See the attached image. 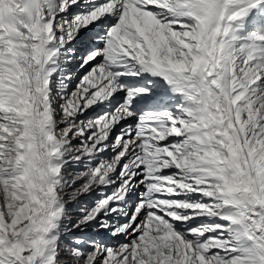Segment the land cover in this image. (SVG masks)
Instances as JSON below:
<instances>
[{
  "label": "snow or ice",
  "instance_id": "snow-or-ice-1",
  "mask_svg": "<svg viewBox=\"0 0 264 264\" xmlns=\"http://www.w3.org/2000/svg\"><path fill=\"white\" fill-rule=\"evenodd\" d=\"M0 264H264V0H0Z\"/></svg>",
  "mask_w": 264,
  "mask_h": 264
}]
</instances>
